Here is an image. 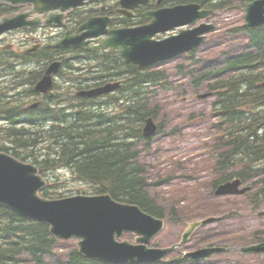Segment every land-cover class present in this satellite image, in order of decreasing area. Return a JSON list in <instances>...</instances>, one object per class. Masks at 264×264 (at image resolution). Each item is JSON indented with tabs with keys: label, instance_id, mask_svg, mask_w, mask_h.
<instances>
[{
	"label": "trees",
	"instance_id": "trees-1",
	"mask_svg": "<svg viewBox=\"0 0 264 264\" xmlns=\"http://www.w3.org/2000/svg\"><path fill=\"white\" fill-rule=\"evenodd\" d=\"M189 2L223 11L235 0H181V3ZM4 11L5 8L0 7V15ZM232 33L239 36L241 44L245 42L244 50L227 55L218 67L198 70L195 77L191 76L190 84L215 92L214 116L217 119L213 128L218 134L217 144L213 148V168L216 173H222V177L213 181L212 187L216 188L233 178H241L245 182L255 180V190L250 198L258 208L264 203V132L260 127L264 120V87L261 86L264 82V26L242 28L240 32ZM49 53V50H44L33 56H25L24 60L28 62ZM49 59L44 58L45 61ZM6 61H0V66L14 70V65L8 59ZM103 61L108 68L105 72H111L110 77L125 80V86L118 96L112 97L118 111L110 113L111 119L91 108L80 109L81 106L71 114H66L63 108L58 111L44 104L37 109L25 110L23 99L9 97L12 92H4L6 89H3L0 92V119L10 123L0 128V150H24L23 155L32 157L42 174L54 173L62 168L71 169L78 181L88 184L91 195L109 194L117 201L138 205L155 217L180 221L175 209L165 216L164 210L152 199L149 190L152 186L144 177L147 171L139 164V156L132 153L136 142L144 140L142 128L145 120L159 116L160 108L157 104H151L149 95L165 87L166 76L160 71L149 72L109 56ZM26 72L22 74L26 75ZM29 77L24 82L28 87L22 93L25 97L33 92L41 73L36 70ZM5 99L15 101L10 105L16 109L5 106ZM257 110L262 112L255 113ZM20 118L29 119V122L22 123L18 121ZM48 119L51 122L61 120L65 126L57 130L55 136L40 128L32 131L31 126ZM162 133L163 125H159V134ZM152 140L148 139L147 142ZM5 143L13 145V148ZM37 147L40 152L38 156L33 151ZM28 149H32L31 154ZM12 154L20 157L14 152ZM239 166L242 170L231 172V169ZM52 185L43 195L51 199L64 197L63 194L58 196L55 188L60 189L65 184ZM56 245L57 241L47 225L22 218L0 207V264H46V258ZM69 264L100 263L81 256L75 250Z\"/></svg>",
	"mask_w": 264,
	"mask_h": 264
},
{
	"label": "water",
	"instance_id": "water-1",
	"mask_svg": "<svg viewBox=\"0 0 264 264\" xmlns=\"http://www.w3.org/2000/svg\"><path fill=\"white\" fill-rule=\"evenodd\" d=\"M85 0H0L12 6L33 5L32 11L48 12L62 7L69 10ZM147 0H123L124 8L134 9ZM243 6H241L242 8ZM247 28L264 25V0H256L245 6ZM30 14L16 15L0 20V34L13 28L37 27L38 22H28ZM215 17L213 11L201 10L199 4H187L170 9H161L147 15L153 18L150 25L139 28L108 31L109 19H92L82 29H93L83 38L111 35L101 40V46L115 48L130 63L147 67L159 62L172 60L186 52L192 51L206 42V34L215 30L214 25L201 24L199 27L183 30L179 35L165 40H153L158 33H166L182 26H194L209 16ZM38 23V25H37ZM52 22L47 21L50 25ZM45 24V25H46ZM97 29V30H94ZM90 42H75L67 39L62 45L80 47ZM97 47L96 49H99ZM60 63H53L46 75L36 87L37 91L51 94L53 74L58 72ZM120 84L108 85L105 88L90 92L89 96H99L118 89ZM205 97V96H204ZM158 131L153 119L147 121L144 129L146 137L154 136ZM241 181L229 182L219 187L217 196L243 195L250 188L239 189ZM46 181L39 170L28 163L0 152V206L26 218L43 222L50 226L51 233L58 240L79 239L80 253L109 264H152L162 261L168 254L187 243L200 228L214 223L216 218L190 222L179 244L166 249L150 248L154 238L164 230V221L144 212L139 206L114 200L110 195L75 196L60 200H48L40 196ZM264 215V213H261ZM137 235L136 245L120 241L124 234ZM229 251L224 247L201 249L188 255L196 260H206L216 254ZM242 254H262L264 243L240 249Z\"/></svg>",
	"mask_w": 264,
	"mask_h": 264
},
{
	"label": "rangeland",
	"instance_id": "rangeland-1",
	"mask_svg": "<svg viewBox=\"0 0 264 264\" xmlns=\"http://www.w3.org/2000/svg\"><path fill=\"white\" fill-rule=\"evenodd\" d=\"M166 4L173 6L182 3L181 0H169ZM239 4L237 0L235 5ZM211 22L217 26V30L209 36L206 44L196 50L194 57L183 55L151 70L160 71L166 76L165 87L152 89L154 91L149 95L151 104H157L160 108L155 121L163 125L164 133L156 136L150 143L137 141L132 153L139 156V164L147 171L144 177L152 186L149 189L152 199L164 210L165 216L171 209H175L180 218L177 222H166L165 230L152 241V246L163 248L177 243L186 229V220H200L210 215L221 220L217 225H211L205 234L192 239L185 247L187 252L202 248L204 242L208 241L223 246H245L264 241V217L259 216L264 211V203L257 208L247 195L217 198L212 191V181L222 177V173H216L213 168V148L217 143L215 144L216 131L212 127L215 121L211 113L215 99L209 98L207 87L191 86L190 78L195 77L202 67L218 65L226 55L244 49L245 42L241 46L238 39L229 43L232 40L229 37L232 33L229 34V31H238L244 25L245 11H224ZM167 36L169 35L158 39ZM24 39L25 35L22 33L10 35L7 37V44L13 45V50L18 52L21 42H26ZM30 39L32 40V36ZM3 79H0L1 87L6 86ZM200 95L208 98L201 99ZM259 112L262 111L257 110L255 113ZM46 174L55 183L61 184L56 178L59 176L65 184L60 189L55 188L59 192L58 196L90 195L88 184L73 182L69 171ZM124 239H129L128 235ZM130 241L133 243V236ZM76 249L74 242H61L46 258V264H69ZM183 252L184 250L174 252L171 257L180 259ZM166 263L169 264L170 261ZM180 264L192 263L183 260ZM196 264H264V261L260 255L242 256L234 252Z\"/></svg>",
	"mask_w": 264,
	"mask_h": 264
},
{
	"label": "flooded vegetation",
	"instance_id": "flooded-vegetation-1",
	"mask_svg": "<svg viewBox=\"0 0 264 264\" xmlns=\"http://www.w3.org/2000/svg\"><path fill=\"white\" fill-rule=\"evenodd\" d=\"M165 0L161 4H159V0H149L146 6H141L133 10V16H126L119 15L118 11L121 9V2L120 0H111L112 4H108L105 0H92L87 4L75 8L72 12L66 14L61 21L62 27H50L38 30H32V40L34 43H40V41L46 42H61L67 35L70 33L71 37H75L81 34L80 27L90 18L92 17H112L119 19L110 25V28H123L128 27L131 25H135L138 20V17H143L150 11H155L159 8L165 7ZM60 13V12H57ZM145 20V19H144ZM142 20H139V24H143ZM8 34H15L14 32H10ZM4 35L0 39V54L6 53L10 47L6 45L5 38L8 35ZM30 40H26L29 43ZM52 43H50L52 45ZM22 45V53L24 54H38L40 53L39 49L31 53L29 51V47L26 50L29 44L21 43ZM50 45V46H51ZM52 50V53L49 57L61 61V67L59 71L56 73L54 78V85L52 95H47L45 98L43 97H31L33 102L41 101L44 103V106H48L54 110L61 111L62 108L65 110L66 114H71L73 111L76 110V107L81 108H91L96 110L103 115H106L109 119H111L110 111L104 107L99 105L100 103H106L107 100L105 99H95L93 97H89L84 95V92L90 91V89L103 86L104 78L109 76L108 72H105L106 68L103 65V59L107 58L106 51L104 49H99L98 51H88L83 49L82 47H71L67 51H63L64 49L49 47ZM51 52V51H50ZM92 52V53H89ZM113 52V51H112ZM89 56V57H88ZM31 60L30 62H33ZM103 68V69H102ZM105 68V69H104ZM104 70V71H103ZM24 71L19 72L16 78H14V85L16 87H20L24 85V82H27L30 79L29 76L32 74L26 72V75H23ZM114 78H110L113 80ZM103 82V83H102ZM12 93L9 97L15 98L16 100L24 99L25 94L22 95L24 92H18L17 89H13ZM21 94V95H20ZM64 95V96H63ZM64 97V98H63ZM43 98V99H42ZM72 98V99H70ZM74 98V99H73ZM4 100V99H3ZM74 100V101H73ZM83 100V101H81ZM78 101V102H77ZM87 101V102H86ZM10 101L5 99L4 105L11 106L12 108L16 109L14 106L10 105ZM41 103V104H42ZM75 103V104H74ZM86 103V104H85ZM88 105V106H87ZM42 106V105H40ZM114 107L117 108V103L114 102ZM89 108V109H90ZM16 120V119H15ZM18 120V119H17ZM20 120V119H19ZM18 120V121H19ZM29 119H26L25 122H29ZM58 120L56 122H51L49 119L45 122L38 121L37 126H31L33 132L37 131V129H41L45 132H49L52 136L58 134L57 130H61L65 123L60 122ZM0 123L8 124L10 121H5L0 119ZM29 126V125H28ZM27 128H30L28 127ZM13 148V145H11ZM39 149L36 148V151ZM12 151V150H11ZM12 151L19 156L23 155L24 150H16ZM34 152L35 149L33 150Z\"/></svg>",
	"mask_w": 264,
	"mask_h": 264
},
{
	"label": "bare ground",
	"instance_id": "bare-ground-1",
	"mask_svg": "<svg viewBox=\"0 0 264 264\" xmlns=\"http://www.w3.org/2000/svg\"><path fill=\"white\" fill-rule=\"evenodd\" d=\"M76 47V46H75ZM81 47V46H80ZM99 49H97V50H94V51H98ZM191 63V62H190ZM112 64V63H111ZM61 67V66H60ZM120 68V67H119ZM103 69V68H102ZM105 69V68H104ZM122 69V68H121ZM108 70V69H107ZM59 71V70H58ZM104 71V70H103ZM110 71V70H109ZM110 74V73H109ZM135 75V74H134ZM133 75V76H134ZM84 95H87V96H89V94H90V91H87V92H84L83 93ZM50 95H52V93L50 94ZM64 96V95H63ZM89 97H91V96H89ZM64 98V97H63ZM141 98V97H140ZM70 99H72V98H70ZM74 99V98H73ZM74 101V100H73ZM81 101H83V100H81ZM78 102V101H77ZM87 102V101H86ZM75 104V103H74ZM86 104V103H85ZM88 106V105H87ZM90 108V107H89ZM57 110V109H56ZM90 113V112H89ZM143 138V137H142ZM134 141H136V140H134Z\"/></svg>",
	"mask_w": 264,
	"mask_h": 264
}]
</instances>
